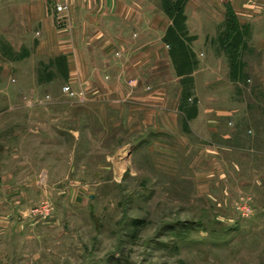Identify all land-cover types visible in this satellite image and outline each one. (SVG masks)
Masks as SVG:
<instances>
[{"label": "rangeland", "instance_id": "374dc122", "mask_svg": "<svg viewBox=\"0 0 264 264\" xmlns=\"http://www.w3.org/2000/svg\"><path fill=\"white\" fill-rule=\"evenodd\" d=\"M253 1L263 13L230 38L228 15L192 0L190 31L208 36L182 37L186 77L165 38L142 80L99 82L36 40H0V264H264V5Z\"/></svg>", "mask_w": 264, "mask_h": 264}, {"label": "crops", "instance_id": "0c3cea01", "mask_svg": "<svg viewBox=\"0 0 264 264\" xmlns=\"http://www.w3.org/2000/svg\"><path fill=\"white\" fill-rule=\"evenodd\" d=\"M209 1L200 0L197 7L217 8V13L228 15L225 21L234 27L229 31L230 38L237 36L238 24H247L255 13H263L255 12L253 6L257 1L253 0ZM260 3L263 6L264 0ZM62 4L67 10L55 14L53 8ZM191 5L192 0H187L183 9L187 35L205 39L208 36L205 32L190 31ZM164 14L158 11L157 0H0V40L9 41L13 37L28 42L36 40L45 53L62 56L69 72L91 71L97 82L101 74L116 71L120 72V78L125 74L139 81L141 71L155 70L161 62L159 43L171 26ZM203 17L198 16L201 23L213 21L206 13ZM117 52L121 53L120 61L114 58Z\"/></svg>", "mask_w": 264, "mask_h": 264}, {"label": "trees", "instance_id": "16d2710c", "mask_svg": "<svg viewBox=\"0 0 264 264\" xmlns=\"http://www.w3.org/2000/svg\"><path fill=\"white\" fill-rule=\"evenodd\" d=\"M186 1L187 0H175L172 3L171 0H167L163 2L164 12L169 19L172 20V25L167 29L165 40L171 47V58L175 64L176 73L178 76L183 77L189 74L188 72H190L191 66H193V62L191 61L193 53L184 45L185 43L182 38L186 35L184 26L185 17L183 16V9ZM63 61H65L64 58ZM184 70L186 72H181Z\"/></svg>", "mask_w": 264, "mask_h": 264}, {"label": "built area", "instance_id": "2783aa9c", "mask_svg": "<svg viewBox=\"0 0 264 264\" xmlns=\"http://www.w3.org/2000/svg\"><path fill=\"white\" fill-rule=\"evenodd\" d=\"M67 10V6L62 4V5H58V6H55L53 8V11L55 14H61L63 12H65ZM39 35V34H38ZM63 92L69 96V97H77V93L73 92L69 86H66L63 88Z\"/></svg>", "mask_w": 264, "mask_h": 264}]
</instances>
